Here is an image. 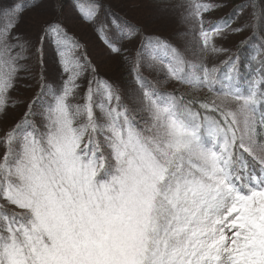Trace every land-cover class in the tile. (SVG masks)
<instances>
[{
  "label": "snow or ice",
  "instance_id": "6c2138e0",
  "mask_svg": "<svg viewBox=\"0 0 264 264\" xmlns=\"http://www.w3.org/2000/svg\"><path fill=\"white\" fill-rule=\"evenodd\" d=\"M100 7L81 19L119 62L116 80L62 21L29 36L16 31L20 5L0 8V116L20 103L21 73L36 89L0 127V264H264V0L215 21L204 14L228 0L181 5L202 41L191 56L97 21ZM239 37L235 53L217 44ZM204 53L229 54L186 71Z\"/></svg>",
  "mask_w": 264,
  "mask_h": 264
},
{
  "label": "rangeland",
  "instance_id": "374dc122",
  "mask_svg": "<svg viewBox=\"0 0 264 264\" xmlns=\"http://www.w3.org/2000/svg\"><path fill=\"white\" fill-rule=\"evenodd\" d=\"M104 4H112L114 9L122 13L123 17H109L110 14L107 10L100 7L99 15L96 17L99 20H112L117 19L123 24H135L142 34L147 36L159 35L163 36L172 44L178 45L183 52L186 51L189 56L198 51L202 46V41L199 36V26L194 25L190 13L181 10V5H188L196 2V0H101ZM241 0H228V7L220 11L204 14L205 21H215L218 18L224 17L228 13L234 12L238 6L245 3L242 0L241 4L236 2ZM29 2V3H28ZM206 2V0H204ZM29 4V5H27ZM32 0H0V8L9 6L20 5L23 9L19 27L17 32H23L26 35L34 36L37 29L46 20L53 19L62 14L66 26L69 30L76 34L87 46L89 56L93 63L98 66L101 76L116 80L120 77L122 68L115 58H110L104 51L103 46L96 39V34L93 32L92 27L79 20L73 11L70 4L61 0H45L43 7L36 9L31 7ZM62 6V9L60 8ZM61 9V12H60ZM177 32L180 36L177 37ZM237 40L220 41L217 44H223L229 49L230 53L236 52L234 46ZM46 59L51 63L52 52L48 45L45 46ZM235 50V51H234ZM229 53L211 54L204 53L202 56H197L195 59H189L186 66L187 71H192L191 65L193 63H200L203 60L208 61V66L211 67L213 63L219 64L220 61L227 58ZM160 55H164L161 53ZM170 55V54H169ZM6 70V69H3ZM146 76H151L146 72ZM24 74L21 73V81L17 86V90L12 93L20 103L16 110L9 109L7 116H0V127L12 123V117L19 116L24 110L23 101L31 97L36 91L34 87H25V83L33 84V81H25ZM175 81L160 80V85L165 91H171L172 85ZM177 87L187 88V85H177ZM190 91L192 89H189ZM242 126V125H241Z\"/></svg>",
  "mask_w": 264,
  "mask_h": 264
},
{
  "label": "trees",
  "instance_id": "16d2710c",
  "mask_svg": "<svg viewBox=\"0 0 264 264\" xmlns=\"http://www.w3.org/2000/svg\"><path fill=\"white\" fill-rule=\"evenodd\" d=\"M61 1L69 3L70 4V7H72V9H73L74 12H75V10L78 11L79 14H77V13H75V14L79 18V20H81V22H83V23H85V22L81 19V16L84 13H87L89 11H95L96 10L95 9V5L96 4L101 5V8L107 10L109 12V14H110L109 17H111V16L112 17H123L122 13H120L116 9H114V7L112 6V4H104L101 0H61ZM241 1L236 2L235 5H237L239 3L241 4L242 3ZM60 8L62 9V6L61 5H60ZM61 9H60V12H61ZM54 18L62 21V23L67 28V30H68V32L70 34H73V35L77 36L76 34L72 33L69 30V28L66 26V23H65V21L63 19L62 14H60L58 17H54ZM85 24H87V23H85ZM130 24H132V23H130ZM132 25L136 26L135 24H132ZM136 27H139V26H136ZM150 36L153 37V38H155V37H163V36H159V35H150ZM237 39L238 38H236L235 40H237ZM241 39H243V38H241ZM253 44H255V41L253 42ZM253 44H249L247 47H244V48H242L239 51V54L238 55H239L240 62H241V75H240V77H239V79L237 81V83H238L239 86H242V85L247 84L246 82L249 79V73L251 72V68L250 67H247V65H248V62H249L250 58L256 54L255 53V50H254V47H253Z\"/></svg>",
  "mask_w": 264,
  "mask_h": 264
},
{
  "label": "bare ground",
  "instance_id": "6f19581e",
  "mask_svg": "<svg viewBox=\"0 0 264 264\" xmlns=\"http://www.w3.org/2000/svg\"><path fill=\"white\" fill-rule=\"evenodd\" d=\"M28 3H29V2H28ZM27 5H29V4H27ZM127 24H130V23L127 22ZM131 25H132V24H131Z\"/></svg>",
  "mask_w": 264,
  "mask_h": 264
}]
</instances>
